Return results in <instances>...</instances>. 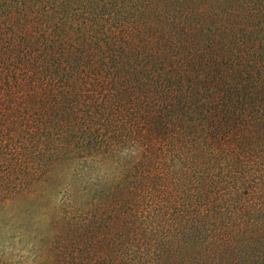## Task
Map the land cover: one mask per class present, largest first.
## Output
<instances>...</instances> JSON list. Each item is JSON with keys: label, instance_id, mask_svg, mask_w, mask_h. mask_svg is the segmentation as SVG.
<instances>
[{"label": "trees", "instance_id": "trees-1", "mask_svg": "<svg viewBox=\"0 0 264 264\" xmlns=\"http://www.w3.org/2000/svg\"><path fill=\"white\" fill-rule=\"evenodd\" d=\"M0 264H264V0H0Z\"/></svg>", "mask_w": 264, "mask_h": 264}, {"label": "rangeland", "instance_id": "rangeland-1", "mask_svg": "<svg viewBox=\"0 0 264 264\" xmlns=\"http://www.w3.org/2000/svg\"><path fill=\"white\" fill-rule=\"evenodd\" d=\"M72 176L75 177L74 194H78V198L92 193L96 189L102 190L104 189V161L97 164L95 160L90 159L80 165L74 164L69 169H57L54 186L50 193L51 197L48 201L49 206L55 203V199H62L59 191L68 183H72Z\"/></svg>", "mask_w": 264, "mask_h": 264}]
</instances>
